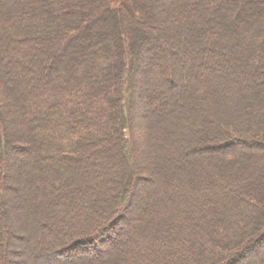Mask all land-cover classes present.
I'll use <instances>...</instances> for the list:
<instances>
[{"label": "trees", "instance_id": "1", "mask_svg": "<svg viewBox=\"0 0 264 264\" xmlns=\"http://www.w3.org/2000/svg\"><path fill=\"white\" fill-rule=\"evenodd\" d=\"M263 70L264 0H0V264H264Z\"/></svg>", "mask_w": 264, "mask_h": 264}, {"label": "rangeland", "instance_id": "2", "mask_svg": "<svg viewBox=\"0 0 264 264\" xmlns=\"http://www.w3.org/2000/svg\"><path fill=\"white\" fill-rule=\"evenodd\" d=\"M234 59H237V58L234 57ZM234 61H236V60H234ZM243 63H247V62L243 61ZM146 119H148V117H142V119L138 120L137 121L138 123L135 124V128L137 129V133H138L137 137H138L139 142H140L139 147L141 150L140 154H138V156H137V160H141V165L146 170L147 169L151 170L150 173L144 172V174H148L147 176L151 177V179L154 177L156 178V176L158 174H161V173H162L163 177L165 178L167 174H165L164 172H165V170H167V167H168L167 162L170 160L168 158H165L166 156H164V157L162 156L163 149H161V144L156 141L157 140L156 137L158 135H164V133L161 129H158L159 127L155 126V128H154L155 132H152L151 135H148L149 130L147 127L148 123H147ZM155 125H157V124H155ZM155 138H156V140H155ZM23 156H25V155H22L20 157L21 162L23 161V158H22ZM181 159H183V158H181ZM182 168H183V170L188 169L185 166H183ZM160 170H161V172H160ZM180 174L182 175L181 170L176 172L175 177L180 178ZM222 176L223 175L220 174L221 179H223ZM18 177L19 178L15 177V181L14 180L11 181V185L9 184L10 187H7L6 189H2V194H3V197L5 199V206L8 209V202L12 203L13 201L17 200L18 201L17 203H19L20 205H17V207L15 209L11 208L12 213L14 211H20L19 213L21 214L22 217L24 215H27L28 218H32L36 215L37 210L34 208L33 203L29 199L28 194L26 193L27 191H25V188L22 186V183L24 182L23 180L26 179L24 176L23 170L19 172ZM158 182L160 183V181H158ZM147 186L148 185L146 183V186L144 187V189H147ZM136 205H137V202H136ZM2 212L4 213V211H2ZM12 216L8 220V222L10 224H12L13 222L14 223L16 222V221H13ZM17 219L18 218H16V220ZM32 220H33V218H32ZM32 220L28 221L29 222L28 225H25L22 228L18 229L19 234L22 235V237L20 236L21 243L24 246L31 244L33 239H34L33 234L31 232H29L30 228L35 226L34 223L32 222ZM126 228H127V226H126ZM124 235L125 234L123 233L122 237H125ZM11 239L13 240V238H11ZM5 241H8L7 238L5 239ZM14 241H16V239H14ZM22 250L25 251V248L23 247ZM23 251H21V252L17 251L18 253H20L19 257H17L15 254L13 255L14 261H16V262H13V264H16L17 262H18V264H23V260L26 258L28 259V257H26V253L21 255V253ZM119 251H121V249L118 248L117 249L118 254H119ZM78 252H80V251H78ZM97 253H98L97 249H94V251L91 254L95 255ZM27 255H28V252H27ZM79 257H81V255H79ZM84 257H86V256H84ZM20 259H23V260H20Z\"/></svg>", "mask_w": 264, "mask_h": 264}]
</instances>
